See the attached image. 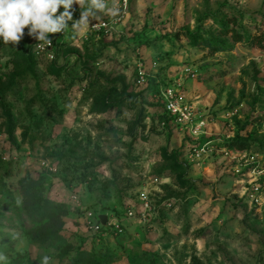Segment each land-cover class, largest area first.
<instances>
[{
    "label": "rangeland",
    "instance_id": "374dc122",
    "mask_svg": "<svg viewBox=\"0 0 264 264\" xmlns=\"http://www.w3.org/2000/svg\"><path fill=\"white\" fill-rule=\"evenodd\" d=\"M81 11L0 40V264H264V0Z\"/></svg>",
    "mask_w": 264,
    "mask_h": 264
},
{
    "label": "clouds",
    "instance_id": "9594fccd",
    "mask_svg": "<svg viewBox=\"0 0 264 264\" xmlns=\"http://www.w3.org/2000/svg\"><path fill=\"white\" fill-rule=\"evenodd\" d=\"M74 4L89 8L88 12L81 11V18L72 24L71 28L78 31L89 24L92 9L102 8L104 0H0V40L5 45H18L27 29V35L38 41L36 46L45 49L52 44L49 34L65 32L69 28ZM3 259L0 256V260ZM48 259L45 256L43 264H48Z\"/></svg>",
    "mask_w": 264,
    "mask_h": 264
},
{
    "label": "built area",
    "instance_id": "2783aa9c",
    "mask_svg": "<svg viewBox=\"0 0 264 264\" xmlns=\"http://www.w3.org/2000/svg\"><path fill=\"white\" fill-rule=\"evenodd\" d=\"M94 29L96 30H105L108 31L110 29V25L108 23L105 24H95ZM52 44L45 48V49H40L39 47L36 46L35 52L38 55H46V56H53V54L56 53V51L59 50L58 43L55 41V39H51ZM165 95L166 103H165V110L167 113L171 114L174 118L175 121L178 124H186L190 120V113L189 110L181 106V103L179 102L178 98L176 97L175 93L173 91H168ZM132 214V213H130ZM93 214H88V218L91 219L93 218ZM112 227V224L109 222L107 223L106 226H103L100 222V216L96 217V221L94 224L91 226V228L96 232V233H102L104 230Z\"/></svg>",
    "mask_w": 264,
    "mask_h": 264
},
{
    "label": "water",
    "instance_id": "95a60500",
    "mask_svg": "<svg viewBox=\"0 0 264 264\" xmlns=\"http://www.w3.org/2000/svg\"><path fill=\"white\" fill-rule=\"evenodd\" d=\"M100 222L103 226H106L108 223V217L106 215H101L100 216Z\"/></svg>",
    "mask_w": 264,
    "mask_h": 264
}]
</instances>
